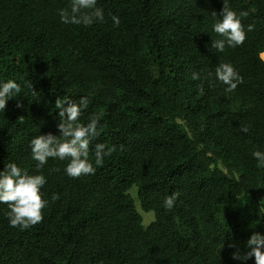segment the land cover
I'll return each mask as SVG.
<instances>
[{"label":"trees","instance_id":"trees-1","mask_svg":"<svg viewBox=\"0 0 264 264\" xmlns=\"http://www.w3.org/2000/svg\"><path fill=\"white\" fill-rule=\"evenodd\" d=\"M70 4L0 0V83L21 87L0 112V172L15 163L44 175L48 202L25 230L0 204V264H255L232 256L264 235L253 156L264 153V0H228L246 39L223 52L213 47L223 0H97L104 21L88 27L61 22ZM223 63L243 78L230 93L215 74ZM65 97L90 98L79 123L99 118L94 175L71 178L58 158L37 171L31 157L33 138L61 136L55 101ZM98 143L116 149L102 166Z\"/></svg>","mask_w":264,"mask_h":264},{"label":"clouds","instance_id":"clouds-1","mask_svg":"<svg viewBox=\"0 0 264 264\" xmlns=\"http://www.w3.org/2000/svg\"><path fill=\"white\" fill-rule=\"evenodd\" d=\"M97 0H71L70 12L67 8L59 11L60 20L64 24L93 25L94 22L104 21V14L101 8L96 7ZM111 15V14H110ZM247 12H241V17H247ZM213 18L217 17L216 12H212ZM221 19L213 26L216 34L224 39L213 41V47L223 52L225 46L236 47L244 43L246 33L244 26L238 18L237 13L230 9L228 0H223V9L220 13ZM113 23L119 26L120 20L112 15ZM254 25L248 26V31H252ZM215 74L217 79L226 85V92H233L239 84L243 83V78L238 74L230 63H223L216 67ZM193 80H199L200 74L192 73ZM202 91V87H201ZM21 92L18 83L12 80L0 83V112H4L9 99ZM91 100L89 97H81L79 102L65 97L55 101V108L59 110L61 122L58 130L60 137L49 133L39 135L30 141L31 157L37 162V171L47 164L49 158H58L63 161L68 159L70 162L65 169L66 174L71 178H79L82 175H94L96 167L89 161V146L93 139L100 133L98 131L99 118L92 116L85 125L79 123L82 109H86ZM22 107L21 104L16 105ZM240 131L248 132V127L242 125ZM62 138V139H61ZM115 146L108 147L103 143L95 145V165L102 166L105 157H110L115 151ZM258 161L257 167H264V153L256 151L253 153ZM58 171V169H57ZM46 184V178L42 174L30 175L22 170L15 163H9L5 171L0 172V204L8 205V219L10 226L28 229L31 226L42 222L43 209L47 206V201L43 199L41 189ZM178 194L165 197L163 207L171 211L174 207ZM59 197L52 196V200ZM231 246V245H230ZM248 251L240 255L237 251L233 253L235 260L247 261L255 258V264H264V235L253 234L247 242Z\"/></svg>","mask_w":264,"mask_h":264},{"label":"rangeland","instance_id":"rangeland-1","mask_svg":"<svg viewBox=\"0 0 264 264\" xmlns=\"http://www.w3.org/2000/svg\"><path fill=\"white\" fill-rule=\"evenodd\" d=\"M141 215H142V218H143V220L146 222V220L148 221V223L147 224H145V225H148L150 222H152L153 221V214L150 212V213H143V212H141Z\"/></svg>","mask_w":264,"mask_h":264}]
</instances>
